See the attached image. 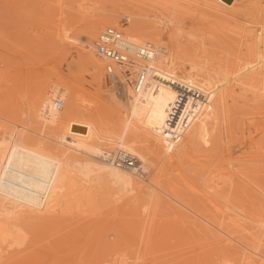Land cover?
<instances>
[{
    "label": "rangeland",
    "instance_id": "374dc122",
    "mask_svg": "<svg viewBox=\"0 0 264 264\" xmlns=\"http://www.w3.org/2000/svg\"><path fill=\"white\" fill-rule=\"evenodd\" d=\"M241 4L243 2L238 5ZM226 10L232 11L233 9L225 8V12H230ZM139 14L141 15L139 16ZM147 14L150 21L152 20V22H156L160 26L163 22L162 24L167 26V28L171 23L174 24L177 19V21L181 20L183 22L185 29L183 31L176 30L175 35L172 31L171 36L181 37L180 43L186 41L184 42L185 47L183 43L182 47L180 46V49H178L181 53H179L180 55L191 57H184L188 58L184 62V68L188 69L192 66V63L196 62L193 64L199 66H196L198 68L196 70H202L201 72H204V75L209 76L206 81H209L213 86L217 85L219 87L218 94L209 103L205 113L188 139L178 147L171 146L168 154L162 148V142L152 140L139 125L137 130L139 139L135 156L144 164L146 174L141 177L135 170L133 176L136 178L138 187L141 188L137 190L143 189V191L139 192L133 189L137 192L136 194L130 188H125L126 190H124V188L116 186L104 177V201L99 200L98 202V204L104 202V205L102 203L103 208L102 206L100 207V204L99 207L97 206L98 209H96V206L93 207L95 209L92 207L89 209L84 206V209L78 208L76 212L73 203L70 201L74 213H71V210L67 211L73 216L76 215L72 219L70 217L72 221L68 220L69 216L66 218L70 225H67V227L76 229L73 232L74 230L72 231L70 228L65 227L69 231L71 230L72 235L75 236V238H72V235H70L71 239L69 240L71 242L61 240L65 244L58 243L65 234L60 229L61 231L57 232H61V235H63L59 234L57 236L54 233L56 241H52H55V245L56 242L58 244V246H54V243L49 241V238L55 239V236L47 235L49 230L54 229L51 226L55 227V224L48 226L50 223L46 226H41L40 233V225L39 227L38 225L36 226L39 229L30 225V237H27V232L17 235L19 232L15 230L16 233L14 234L12 230L14 224L10 220L15 221V218L10 219L8 217L10 220L6 221L11 223L8 227L10 235L7 232L8 230H6L8 225H4L6 228L0 232V237L1 235L3 237L0 238L2 240H0V247L3 248L0 249V264H110L111 261V264H119V262L120 264H264V256L252 253L249 248V234L252 227L257 228L256 226H258L257 229L262 231L263 233L261 232V234L264 236V150L261 146L257 151H240L237 145L241 140L237 139L236 136V131L239 129L256 128L261 130L264 128V106L260 113H249L245 110V106L251 105L254 102V98H251V95L244 93V90L240 89V87L246 89L252 81L257 79L264 82V78L262 80L258 76L257 79L256 77L255 79L253 78V74L260 75L263 72L260 71L262 68L258 69V73L255 72L258 62L256 65V62L250 61L251 58L247 54L248 51L241 43L244 39L247 42L250 39V29H252L250 19L239 15L233 18H217L215 14L206 11L202 0H0V54L2 55H0V98L2 97L0 99V106L2 107L0 108V113L4 115L0 119L1 121L9 122L8 124L13 123V125L10 124L11 126L7 127L4 124L5 122H2V125L7 127L2 128L6 130L9 128L13 136L24 131L21 130V126L23 119L25 120L23 112L25 108L23 109L21 105L25 106L28 99H33L37 94L36 90L41 87L40 84L46 81L53 82L54 78L50 76L49 79V74H47L48 77L43 74L44 63L38 66L34 65L35 62L31 59L35 57V54L37 57L39 56L38 54H41L42 57L46 55L47 60L45 58V62H48L49 59L54 62L53 64L57 63L58 66L55 65L58 68L60 66L61 69L59 68V70L62 72L64 79L72 80V83L74 82L80 87L84 97L82 98L84 100L81 99L82 102L80 101L82 107L89 108V106H95L93 102H97V104L104 106V121L113 120L116 122V108L124 100L128 85L126 79L121 76V74H126L125 66L122 67L120 64L114 63L117 62V59L114 55L111 40L115 36H122L121 32L135 34L133 33L132 23L146 18ZM204 24L208 26L207 31L203 35L205 38L201 39V37H195V35L190 34L189 37L192 36L190 38L192 42L188 43L189 40H185V35L182 32H197L200 30V25L204 26ZM209 25L211 28L214 26L215 31L212 30V32ZM58 36L62 38V45ZM102 36L104 38L108 37V55H103L100 50L98 41ZM147 41L153 42L151 39H147ZM154 41L158 45H164L171 49L170 44L166 43V41ZM68 44L69 49L67 48ZM62 47L70 50L68 54L65 52L67 51L65 50L66 48L63 49ZM71 47L73 50H71ZM51 49L56 50L54 54L57 53L55 55L52 54ZM38 51H41V53H38ZM42 51H44L43 54ZM177 52L176 54L178 55ZM99 56L104 57L105 60ZM194 58L198 61L191 60ZM26 59L28 61L31 60L32 63L34 62V64L30 62L32 67L28 70L29 74L26 67V70H23V65L25 66L26 62V65L29 66ZM108 59L113 62L106 61ZM181 60L184 59L181 58ZM208 66H213V71L215 69L216 71L211 73L212 69ZM218 70H221V72H217ZM22 76L25 78H22ZM43 78L45 80L37 85L36 82L39 79L43 80ZM128 79L131 81L132 77L130 76ZM60 81L62 80H59L58 83L61 84ZM65 82L68 84L67 81ZM22 83L26 85L24 86ZM34 85L37 88H33L35 90L32 92L31 87H34ZM20 88L21 90L23 89V92H21ZM3 90L6 94H9L6 95ZM262 92L264 95V89ZM4 94L5 97L8 96L9 102L7 98L4 99ZM10 94H15V97ZM2 99L6 101H2ZM10 99H14V101L11 102ZM254 105L253 103L251 106L253 107ZM16 106H20V109ZM92 108L94 109V107ZM15 111L19 116L15 115ZM234 117H238L239 121L231 123L229 128L228 124L232 122ZM8 118L13 119L7 120ZM17 118L20 119L18 120ZM14 121L17 123L15 124ZM18 124H20V128H18ZM14 126L15 128H13ZM105 128L110 130L111 127H108V124L105 123ZM19 129L20 132H18ZM104 135H107V133L104 132ZM261 140L263 139L261 138ZM229 141L231 142L229 143ZM112 143L111 145L114 146L112 150L117 149V143ZM243 152L248 153L252 157L255 156V159L246 162L235 161L237 154L240 158L245 155ZM235 155L236 158H233ZM256 156H261V158L256 159ZM172 163H175L176 167H173ZM106 164L109 165V163ZM110 166L112 167V165ZM120 169L125 171V173L131 174L130 171L132 169ZM122 194H125L123 195L125 199L121 196ZM148 198L151 201L155 198V201L151 202ZM252 206H254V209ZM61 210L63 209L60 208V213ZM57 211L59 212V210ZM57 211L56 215H60ZM153 211L156 212L154 213ZM64 212L68 214V212ZM148 212L153 214L151 215ZM78 213H81V215L79 214L81 217L78 216ZM62 216H57V220H54L55 223L59 218L64 222L65 218L63 220ZM66 216L64 215V217ZM152 217L153 219H151ZM23 219L25 220V218ZM26 222L24 221L23 223L26 224ZM59 222L56 224L58 225ZM4 223L6 224V222ZM62 223L60 222L59 225ZM64 224L63 226H66ZM260 225L262 228L259 227ZM10 226L12 227L10 228ZM20 226H17V223L14 225L17 229H20ZM47 226L51 227V229L47 228ZM45 227L47 228L46 230L43 229ZM32 228L34 231L37 230L38 233L35 232L36 236L33 233L34 231L32 232ZM55 228L58 227L56 226ZM21 229V232L25 231ZM68 230H65L68 235L66 236L67 239L69 237ZM159 230H161V233L158 232ZM11 231L13 232L12 234ZM23 234L26 235L24 239L30 238L32 241L34 236L36 241L29 243V239V241L25 240V242L23 238H20ZM140 234L141 236H139ZM40 236L41 238H39ZM58 237L60 238L58 239L59 241H57ZM14 238L17 240L12 242L15 240ZM9 239H12V241ZM46 241L53 243H51L52 248L49 246L50 244L47 245ZM26 243H29L28 246ZM102 250L103 253L101 252ZM42 251L41 255L40 252Z\"/></svg>",
    "mask_w": 264,
    "mask_h": 264
},
{
    "label": "bare ground",
    "instance_id": "6f19581e",
    "mask_svg": "<svg viewBox=\"0 0 264 264\" xmlns=\"http://www.w3.org/2000/svg\"><path fill=\"white\" fill-rule=\"evenodd\" d=\"M240 2H243V4L238 5ZM202 4L204 5V8L206 9V11H208L211 14H215L217 16V18H222V17L223 18L224 17L225 18H233V17H237L239 15L242 17L244 16L247 19H250V21L252 23V29H250L251 30V34H250L251 40L248 38L249 41L247 42L246 39H244V41H242L241 43L247 49V51H248L247 54L252 59V60L250 59V61H252L254 63L256 62V65L258 62V65H257L258 67L255 66V67H257V70L254 68L255 72L258 73L259 72L258 69H261V68H262V70H260V71L264 72V0H202ZM225 8H227V9L229 8V9H233V10L232 11L226 10V11H230V12H225L224 11ZM134 10H136V9H134ZM132 13H134V12H132ZM129 14H131V13H129ZM140 15L141 14H139V16ZM148 17L149 16L147 14L146 18L139 19L136 22L132 23L133 28H134L133 33H135V34H132V33L129 34V33L121 32L122 36H117V37H122V39L117 40V44L127 45L129 50L131 52H133L134 54L138 55V52H140L142 49L141 46L148 45L149 49H147L146 60L141 59L137 56H133V55L130 56L131 61H134V60L136 61V62H134L135 65L137 64V61H140L139 65L143 66V68H145V70H146L145 74H144L143 85L140 87V89L138 91H135V86L132 87L131 81H129L130 78L128 79V77H130V76H127L128 73L125 72L126 74H123V75L121 74V76L124 79H126V81H127L128 90H127V94L124 98L125 101L122 100V102L116 108L117 109V120H116V122L113 120H110L107 122L104 121L105 120L104 119V113H105L104 106L101 104H97V102L96 103L93 102V104L95 106H92V107H94V109L91 106H89V108L85 107V106L82 107V104L80 103V101L84 97L82 95L83 92L81 93L80 87L78 85H76V83H74V82L72 83V80H68L67 78H65L66 80L64 79V77L61 74L62 72L59 70L60 66H59V68L57 67L58 66L57 63H55L57 65L56 66L55 64H53L54 62H51L49 59H48V62H50V63H48L47 61L45 62L44 61L45 58L47 60V57H45L46 55L45 56L43 55V57H42L41 54H38L39 56L37 57L35 54V57H33L34 59L33 58L31 59L32 61L34 60L35 64H34V62L32 63L31 60L28 61L26 59V61H28V63H29V66L26 65L27 64V62H26L25 66L23 65V67H24L23 70L27 69V73H28L29 68L32 67V66H30L31 63L34 64L35 66H38L39 64L44 63L43 64L44 71L42 69V71L44 73L43 72L42 73L44 75L46 74V76H47V74H49V79H50V76H51V78H54V79L52 80L53 82H50V81L47 82L46 81L45 83H42V84H40L41 81L43 82L45 79L44 78H43V80L39 79V81H37L36 83H37V85L39 83L41 85V87L36 90L37 94L36 93H35L36 95L34 94L36 97L34 96L35 97L34 98L33 95H31L33 97V99H30V100L28 99V101L25 100L26 101L25 106L21 105L23 107V109L25 108L23 110V112L25 114V120L22 117V119H23L22 126L24 124V128L22 129V126H21V130H24V131L20 132V129H19V131L16 130V131L20 132V134L16 133L15 136H13V134L10 132L9 128H8V130H6L5 128H2V127H6V126L2 125V122H5V121H1V119H0V122H1V124H0V127H1L0 128V232H2L4 230V228H6L4 225H6V226L8 225L7 229H6V230H8V227H9V225H11V223H13L14 225L17 223V226L21 225L19 228L21 229V227H22L21 230H25V231L21 232L20 229L15 228L16 226L14 227V225L12 224L13 225L12 230L14 231V234L16 232H19V233H17V235H20L21 233L27 232L28 233L27 237H30L29 234L31 232H30L29 227H31L33 225L35 228L37 225H38V227L40 225V227H39L40 229L36 227V229H39V233H40L41 232V226H46L50 223L48 226L55 224L54 226L55 227L57 226L58 228H55L52 225L51 227L54 229H52L51 231L49 230V232H51V233L53 232V233L51 234V233L47 232L48 236L54 237L55 236L54 233L57 236H59V234L61 235V232L58 233L57 231L62 230L66 235L62 234L63 235V236L61 235L62 238L60 239L58 237L57 241H59L58 239H60V241L62 240L65 242V240H66V241L71 242V240H69V239H71L70 235L73 234L72 231L74 230V228L69 227L70 225L68 223L76 215H74V216H73V214L71 215L69 213V211H67V210H71L72 212L71 211L70 212L74 213V210L72 209L73 207H74V209H76L75 211L77 212L78 208H83L84 206H86L89 209H90V207L93 208L96 206V209H98L99 204H100V207L102 206V203L104 205V202H102V203L100 202L98 204L99 200H103V198H104V177L109 182L115 184L116 186H118L120 188H124V190H126L127 188H130L132 191H134L135 189H136V191H139V192L143 191V189L137 190V189H141V188L138 187L136 178L133 176V174L135 173V169H132L130 171L131 174H128V173H125V171L121 170L120 168L112 165L108 161V156L113 151L112 149L114 148V146L111 145V144H113L112 142L117 143V148L124 149L127 152H130V153L136 155V151H137L136 145H137V142L139 139V134H138L137 130H138V127L140 125L142 130L144 132H146L147 135L152 140H154V141L159 140L162 142L161 146L164 149V151L168 154L170 152L171 146H176V147L180 146L184 141H186L188 139L190 134L194 131L198 121L201 119V117L205 113L209 103L218 94L219 87L217 85L213 86L209 81H206L207 77H209V76L206 74H205L206 75L205 76L204 72H201L202 70L201 71L198 70L199 72L196 70V69H198L197 67H199L197 64H196L197 67L195 65H193L196 62H194V63L191 62L192 66L189 65L190 68H188V69L184 68L185 67L184 62H186L185 60L188 59V58H184V57H189V58H191V57L186 56V55L183 56V54L180 55L181 53L178 49H180V46L182 47V44L186 41L180 43L181 37L178 38L177 36H171L172 31L174 32V35H175L176 30L183 31L185 29L184 24L181 20H179L180 22L177 21L178 19L175 20L176 22L174 21L175 23L174 24L171 23V25H169L167 28V26L162 24L163 22L161 23V26H160V24L158 25V24H156V22H152V20L150 21L148 19ZM210 25H209V27H210ZM213 27L214 26H212V28L210 27L211 31L212 30L215 31ZM207 28H208V26L204 24V26L200 25V30H198L197 32L188 31V32H182V33H183V35H185V37H184L185 40H189L188 43L189 42L191 43L192 41L190 38L192 36L189 37L190 34L195 35V37H199V38L201 37V39L205 38V36H203V35H204V32L207 31L206 30ZM182 33H180V34H182ZM176 34H178V33H176ZM22 36H23V34H22ZM15 37H14V39H15ZM59 38H60L59 41L61 42L62 38L61 37H59ZM147 39H149V40L151 39V40H153V42L147 41ZM154 40L166 41V43L170 44L171 49L164 46V45H158V44L154 43L155 42ZM62 42L60 43L61 45H62ZM57 43H59V42H57ZM98 43L100 45V50L102 51V54L108 55L109 54L108 37L104 38V36H102L100 38V40L98 41ZM192 44H191V46H192ZM22 46H24V45H22ZM63 46H65V45L63 44ZM3 47H5V45H3ZM184 47H185V43H184ZM11 48H12V45H11ZM11 48H9V49L11 50ZM65 48H63V49H65ZM67 48L69 49V44L67 45ZM67 48L65 50H67ZM13 49H14V47H13ZM13 49H12V51H13ZM52 49L50 51L52 54H54V51H56V50H52ZM176 49L178 52L176 51ZM15 50H16V47H15ZM71 50H73V48ZM44 51H45V49H44ZM44 51H42V54ZM69 51L70 50H67L65 52H67V54H68ZM30 52H32V51H30ZM176 52L178 53V55L176 54ZM10 53H11V51H10ZM38 53H41V51H38ZM51 53H50V55H51ZM40 55H41V57H40ZM121 55H123V53H121ZM17 56H19V54H17ZM99 57L104 59V57H101V56H99ZM181 58H183L184 60H181ZM240 58H241V56H240ZM6 59H7V57H6ZM176 59H178V60H176ZM2 60H3V57H2ZM191 60L198 61V60H196V58L191 59ZM238 60L241 61L240 59H238ZM106 61L113 62L112 60H109V59ZM18 62H20V61H18ZM204 62H206V61L204 60ZM114 63H117V62H114ZM207 63H208V61H207ZM22 64H23V62H22ZM4 66H6V65H4ZM25 67H26V69H25ZM210 67L212 69L213 66H210ZM13 69H15V68H13ZM107 69L110 70L109 67H107ZM213 69H212L211 73L212 72L214 73V71H216V69L214 71H213ZM63 71H65V70H63ZM121 71L123 72V70H121ZM207 71L209 72V70H207ZM219 71L221 72V70H218L217 72H219ZM3 72H4V69H3ZM31 72H33V71H31ZM45 72H47V73H45ZM263 72L261 74L259 73L260 75H255L256 73L253 74V78L255 79V77H256V79H257V76H258V77H260V80H262L264 78ZM40 74H41V72H40ZM234 74H235V72H234ZM24 76H22V78H25ZM37 76H38V74H37ZM59 80H62L63 84H62V81H60L61 84L58 83ZM258 80L259 79L252 81L246 89L243 87H240V89L244 90V93H247V94L251 95V98H254L253 103L255 105L253 107L251 106V105H253V103L251 105L245 106V110H247L249 113L253 112V114L262 112V110H263L262 107L264 106V104H263L264 95L262 92V90L264 89V87H263L264 82L258 81ZM12 81H14V80H12ZM20 81H22V80H20ZM65 81H67L68 84ZM34 83H35V81H34ZM22 85H24V84L22 83ZM24 86H23V88H25ZM35 87H36V85H34V87H31L32 92H34L33 90H35V89H33V88H35ZM17 90H19V89L17 88ZM17 90H13V91L15 92ZM20 90H21V88H20ZM22 90H21V92H23ZM82 90H83V88H82ZM31 91H29V92H31ZM194 91L199 93V95L197 97H196V94L194 93ZM3 93H5V91ZM5 94H4V97H5ZM8 94H6V95H8ZM10 95H12V94H10ZM14 95H12V96L15 97ZM177 96L186 97L188 99L186 106H189L190 101L195 99L196 101L201 103V107H200L199 111L194 115L193 119L191 120L190 125L183 131L182 135L177 140H174V141L169 143L168 140L163 136L161 128L163 126L164 119L166 117V111H167L170 103L174 99H176ZM16 97H17V95H16ZM32 97H29V98H32ZM6 98L9 102L8 96L5 97L4 99H6ZM4 99H2V101ZM11 99H10V101L13 102L14 99L13 100H11ZM57 99L61 100L63 103L62 108L59 110H57L55 108V103H56ZM82 100H84V99H82ZM4 101H6V100H4ZM21 102H23V101H21ZM2 104H4V103H2ZM5 104H7V103L5 102ZM80 104H81V106H80ZM16 107L19 108L20 106L19 107L16 106ZM90 107H91V109H90ZM0 108H2V107L0 106ZM8 112L10 113V111H8ZM9 113H7V114H9ZM0 114H1L0 117L1 116L4 117V115H2V113H0ZM15 115H17V112L15 113ZM106 115H107V112H106ZM17 116H19V115H17ZM106 117H108V116H106ZM5 118H4V120H5ZM9 119H13V118H8L7 120H9ZM18 120H17V122H18ZM237 121H239L238 117L232 118V122H229L228 127L230 128L231 123H236ZM17 122L14 121L15 124ZM21 122H22V120H21ZM8 123L5 122L4 124H6L7 127H10L11 126L10 124L13 125V123H10V124H8ZM105 123L108 124V127H111L110 130H108V128L104 129ZM20 124H18L19 125L18 128H20ZM13 128H15V126ZM57 132H59V133L57 134ZM104 132H106L107 135H104ZM230 142L231 141H229V143ZM243 153L245 155L242 156L241 158L238 156V154H237V158H236V155L233 156V158H236L235 161L241 160V161L246 162L248 160L255 159V156H253L254 157L253 158L248 153L247 154L245 152H243ZM256 157H257L256 159L261 158V156H256ZM106 163H109V165ZM172 164H173V167H176L175 163H172ZM110 165H112V167ZM118 191H119V189H118ZM121 191H123V190H121ZM128 192H129V190H128ZM135 193L137 194V192H135ZM142 193H144V192H142ZM117 195H119V194H117ZM123 195H125V194L121 195L125 199V197ZM128 197H130V196H128ZM134 197H135V195H134ZM150 197H151V195L149 194V198ZM128 200H129V198H128ZM70 201H71V203H73V207H71L72 204L70 203ZM154 201H155V198L151 202H154ZM142 203H143V201H142ZM60 205H62V207H60V208L63 209V210H61V213H60V208H59ZM68 206H70L71 208ZM66 207L69 209H67ZM146 207H148V206H146ZM252 207L254 209V206H252ZM102 208H103V206H102ZM93 209H95V208H93ZM148 209H150V208H148ZM57 210H59V212ZM56 211H57V213H60V215L59 214L56 215ZM64 211L68 212L69 215L66 214ZM91 211H93V210H91ZM117 211H119V210L117 209ZM146 211H147V209H146ZM252 211H254V210H252ZM81 213H78L79 217H81L80 216ZM84 213H85V211H84ZM62 214H63V216H62ZM149 214H151V213H149ZM64 215H67V216L64 217ZM57 216H60V217L62 216L63 220L65 218V220L63 222L62 219L58 217L59 220L57 222H59V221L61 223L63 222L62 224H60L61 226L59 225L60 222L58 223L59 226L56 224L57 222L55 223V221L57 220V218H56ZM153 216H155V215H153ZM8 217L10 219L15 218V221L19 220L22 223H20L19 221L15 222L14 220L11 221ZM67 217H68L69 221L66 219ZM70 217H71V219H70ZM23 218H25V220ZM87 218H89V217H87ZM151 219H153V217ZM6 220L7 221L10 220L11 223L7 222ZM102 220H103V218H102ZM135 220H137V219H135ZM24 221L25 222L27 221L28 223L26 222V224H24L23 223ZM49 221H51V222H49ZM53 221H54V223H53ZM4 222H6V224ZM150 222H152V221H150ZM22 224H24V225L22 226ZM63 224L66 226H63ZM25 225H26V227H25ZM67 225H69V226L67 227ZM93 225H95V224H93ZM27 226H28V228H27ZM48 226H47V228L51 229V227H48ZM102 226H103V224H102ZM11 227L12 226H10V228ZM65 227L70 228L72 231L71 230L69 231ZM75 227L78 228L77 226H75ZM256 227L258 228V226H256ZM259 227L262 228L261 225ZM47 228L45 227L43 229L46 230ZM62 228H65V229H62ZM147 228H150V227H147ZM151 228H152V226H151ZM257 228L252 227V229L250 231L249 248H250L252 253L264 256V236H263V234H261L262 231L258 230ZM97 229L101 230L100 228H97ZM15 230H16V232H15ZM65 230H68L70 232V233L68 232V234H69L68 239L66 237V236H68L66 233L67 231H65ZM75 230L73 232H75ZM99 230H98V232H100ZM9 231H10V229L7 231L8 234H9ZM33 231H34V229L32 230V232ZM103 231H104V229H103ZM160 231L161 230H159L158 232H160ZM35 232H37V230H35L33 232L34 235L36 234ZM42 232H44V231H42ZM12 233L13 232L11 231V234ZM77 233H78V230H77ZM94 233H96V232H94ZM148 233H151V232H148ZM49 234H51V235H49ZM24 235L25 234H23L22 237H20V238H23L24 241L25 240L29 241L30 238L24 239V238H26V235L25 236ZM47 235H45V236L48 237ZM94 235H96V234H94ZM99 235H101V234H99ZM139 236H141V234ZM157 236H158V234H157ZM63 237H64V239H63ZM71 237L75 238V236H73V235ZM145 237H147V236H145ZM0 238H3L2 235ZM20 238H19V240H21ZM32 238L34 239V240L32 239L33 242L30 239L29 243H34V241H36L35 240L36 237L33 236ZM39 238H41V236ZM16 240L17 239L12 241V239H11L10 241L15 242ZM52 240L56 241V236H55V239L49 238V241H52ZM1 241H0V243H1ZM3 241H4V239H3ZM55 241H52L54 243V246H58L57 242L55 245ZM60 241L58 243H60V244L64 243V242H62V241L60 242ZM8 243H9V241H8ZM29 243H26V245L28 246ZM46 243H48L47 245L50 244L49 245L50 247L52 246L51 243H49L47 241H46ZM147 245H149V244H147ZM1 248L2 247H0V249ZM47 249H49V248H47ZM36 250H38V249H36ZM49 251H47V252H49ZM101 252L103 253V250ZM41 253H43V251L40 252V254ZM45 255H46V253H45ZM129 255H131V254H129ZM204 255H206V254L204 253ZM107 256H105V257H107ZM120 257H121V259H123L122 256H120ZM19 258H20V256H19ZM128 258H129V256H128ZM113 260H115V259H113ZM31 263H32V261H31ZM111 263H112V261H111ZM152 263H154V262H152ZM119 264H120V262H119Z\"/></svg>",
    "mask_w": 264,
    "mask_h": 264
},
{
    "label": "built area",
    "instance_id": "2783aa9c",
    "mask_svg": "<svg viewBox=\"0 0 264 264\" xmlns=\"http://www.w3.org/2000/svg\"><path fill=\"white\" fill-rule=\"evenodd\" d=\"M120 39H122V37L115 36L111 40L115 58L117 59L118 64L122 67L125 66V72L128 73V76L132 77V87L135 86V91H138L143 85L146 70L143 66L139 65L140 61H137V64L135 65L134 62L136 61H131L130 56L133 55L146 60L147 49H149L148 45L141 46L142 49L137 55L131 52L127 45L117 44V40ZM121 53H123V55H121ZM194 93L196 94V97L199 95L196 91H194ZM187 102L188 99L186 97L177 96V98L170 103L166 111V117L161 130L163 136L169 143L177 140L182 135L183 131L190 125L194 115L201 107V103L195 99L190 101L189 106H186ZM62 104V101L57 99L55 108L57 110L61 109ZM236 136L237 139L241 140L237 145V148L240 151H257L261 146L264 150V128L261 130L256 128H250L248 130L239 129L236 131ZM261 138L263 140H261ZM108 161L118 168L135 169L137 174L141 177L146 174L144 164L138 160L134 154L127 152L124 149L117 148L113 150L108 156Z\"/></svg>",
    "mask_w": 264,
    "mask_h": 264
}]
</instances>
